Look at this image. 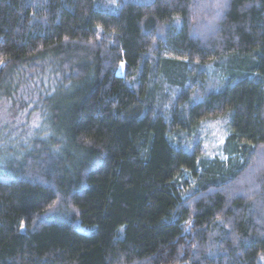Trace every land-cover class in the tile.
Listing matches in <instances>:
<instances>
[{
	"label": "trees",
	"instance_id": "1",
	"mask_svg": "<svg viewBox=\"0 0 264 264\" xmlns=\"http://www.w3.org/2000/svg\"><path fill=\"white\" fill-rule=\"evenodd\" d=\"M116 1L0 0V264H264V0Z\"/></svg>",
	"mask_w": 264,
	"mask_h": 264
},
{
	"label": "rangeland",
	"instance_id": "2",
	"mask_svg": "<svg viewBox=\"0 0 264 264\" xmlns=\"http://www.w3.org/2000/svg\"><path fill=\"white\" fill-rule=\"evenodd\" d=\"M116 1V0H115ZM117 0L116 2H119ZM119 71L123 70V63L119 65ZM15 97L0 99V135L2 132H18L24 122V116L20 110V102ZM24 102H26L24 100ZM225 118L210 119L202 123L193 133L192 142L200 144L202 158L207 161H222L224 164H229L234 158L235 151L230 149L227 139V129L225 126ZM195 141V142H194ZM228 145L226 148V144Z\"/></svg>",
	"mask_w": 264,
	"mask_h": 264
},
{
	"label": "snow or ice",
	"instance_id": "3",
	"mask_svg": "<svg viewBox=\"0 0 264 264\" xmlns=\"http://www.w3.org/2000/svg\"><path fill=\"white\" fill-rule=\"evenodd\" d=\"M225 6H226L225 3H219V2L215 5V7H217V8H223ZM259 162L261 164H264V156H262V159Z\"/></svg>",
	"mask_w": 264,
	"mask_h": 264
}]
</instances>
